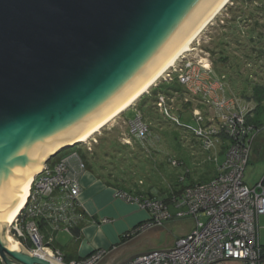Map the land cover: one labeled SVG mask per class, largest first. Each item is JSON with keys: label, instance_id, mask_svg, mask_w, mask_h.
Here are the masks:
<instances>
[{"label": "water", "instance_id": "water-1", "mask_svg": "<svg viewBox=\"0 0 264 264\" xmlns=\"http://www.w3.org/2000/svg\"><path fill=\"white\" fill-rule=\"evenodd\" d=\"M227 1L0 0L1 264H54L7 235L33 176L143 93Z\"/></svg>", "mask_w": 264, "mask_h": 264}, {"label": "built area", "instance_id": "built-area-1", "mask_svg": "<svg viewBox=\"0 0 264 264\" xmlns=\"http://www.w3.org/2000/svg\"><path fill=\"white\" fill-rule=\"evenodd\" d=\"M202 68L210 72V69ZM178 73L182 86L195 95L207 97V104L221 114L207 124L198 113L196 117L200 127L195 136L207 151L217 144L223 145L224 137L228 138L226 158L214 180L185 187L180 194L172 196L170 204L157 198H136L117 192V197L137 203L150 214V220L137 226L126 235L127 238L163 227L166 222L175 219L191 218L194 221L192 231L176 240L172 247L140 255L126 264H262L264 179L253 188L244 182L253 143L260 130L247 124L245 116L234 109L235 101L218 97L210 100L216 95H213L214 86L208 79L205 81L203 76L200 78L191 74L187 67L179 69ZM165 99L168 100L161 97L158 105L167 117H171V108L166 105ZM131 133L140 139L148 136V127L140 116L132 122ZM74 160L79 171L73 166ZM50 162L34 178L26 207L10 231L14 232V237L22 246L26 240L32 243L34 247L30 253H45L53 261L40 256L54 264H100L106 254L103 250H96L81 261L67 263L61 251L48 248L38 222L51 219L55 229L70 232L73 223L71 214H74L81 194L79 177L86 169L77 153L60 159L53 167H50ZM172 164L177 166L180 163L173 161Z\"/></svg>", "mask_w": 264, "mask_h": 264}, {"label": "rangeland", "instance_id": "rangeland-1", "mask_svg": "<svg viewBox=\"0 0 264 264\" xmlns=\"http://www.w3.org/2000/svg\"><path fill=\"white\" fill-rule=\"evenodd\" d=\"M192 48V51L180 57L149 93L143 95L114 123L106 126L89 143L63 150L51 160L50 167L60 159L77 153L87 168L101 173L106 180L113 181V176L125 182L128 188L152 192L157 197L193 183L204 184L214 179L218 174L217 164L210 157L216 158L215 151L204 150L201 140L195 136L200 124L194 108H201L205 123L210 122L209 118L212 117L206 114H213L215 109L209 110L208 104L202 107L201 99L184 86H181L183 93L165 99L166 105L172 109L171 117L164 115L158 105L163 95L155 102L148 99L146 107L140 106L141 100L150 96L152 90L161 84L173 83L178 79V70L187 67L191 74L200 78L203 76L205 81L209 80L211 71L213 75H225V88H228L225 95L236 101L237 107L234 106V109L249 112L255 105L244 96L251 95L254 85L264 87V0H232L202 31ZM202 67L210 69V72ZM140 110L146 118L144 124L149 127V134L144 139L131 133V124L138 118ZM218 114L217 110L216 116ZM227 150L228 146L225 145L218 156V163L224 162ZM172 161L180 164L173 166ZM168 226L170 240H176L182 233L189 234L194 222L191 218L175 219ZM7 233L17 240L13 231ZM71 240L70 235L59 234L56 244L65 247ZM261 243L264 246V229L261 230Z\"/></svg>", "mask_w": 264, "mask_h": 264}, {"label": "crops", "instance_id": "crops-1", "mask_svg": "<svg viewBox=\"0 0 264 264\" xmlns=\"http://www.w3.org/2000/svg\"><path fill=\"white\" fill-rule=\"evenodd\" d=\"M212 85L214 86L213 90L215 91L213 95L215 94L216 97L212 96L210 100L214 101L217 97L223 99L225 93V88H223L224 86L219 83ZM221 88L222 91L220 90ZM197 97L201 99L202 107L204 105L207 106V97L201 95H197ZM208 107L209 110L215 109L210 106ZM197 108H194L195 115L196 113H201V108H199V106ZM215 111L217 112L216 109ZM215 111H213V114H210V112L206 114L207 117H209V115L212 116L209 118L210 120L215 118L218 119L219 116H221L220 113L216 116ZM139 113L138 116H140ZM203 119L206 118L203 117ZM206 123L209 124V122ZM223 148L224 145L217 144L211 150L215 151L216 158L212 159V157H210V160H214L217 164V171L224 163H218V156L222 152ZM72 163L74 168L79 171L77 161L74 160ZM111 177L113 181H109V179L106 180L101 173H95L91 169L87 168V166L80 174L79 182L81 194L78 198L74 214H71L73 223L70 232L55 229L52 225L53 221L51 219H43L38 222L46 243H48V248L50 250L61 251L64 255L65 262L71 263L81 261L82 259L90 256L94 251L103 250L106 254L100 264H120L124 260L132 258L136 255H142L160 248H170L174 245L176 240L186 235L185 233H182L178 239L170 240V233H168L169 221L166 222V225L164 224L163 227L151 229L145 233L127 238L126 235L132 232L137 226L150 220V214L146 210H142L137 203L127 202L117 197V192L121 191L136 198H160L164 201L169 199L170 194L167 193L163 196L158 195L157 197V194H153L152 192L144 193L134 188H128L124 184L125 182L122 183V181H118L113 176ZM214 179L212 178V180ZM263 179L264 129L258 134L253 143L249 165L245 172L244 182L248 187L253 188ZM193 184L196 185V183ZM193 184H190L189 186H194ZM59 234L71 236L72 240L69 244H67V246H57L56 237ZM23 242L24 246L28 249L27 251H32L34 247L32 243L29 240ZM48 252L50 253V251ZM229 264L244 263L230 262ZM262 264H264V260Z\"/></svg>", "mask_w": 264, "mask_h": 264}, {"label": "trees", "instance_id": "trees-1", "mask_svg": "<svg viewBox=\"0 0 264 264\" xmlns=\"http://www.w3.org/2000/svg\"><path fill=\"white\" fill-rule=\"evenodd\" d=\"M243 18H244V16H243ZM208 54H209L210 58H212L209 52H208ZM210 62H212V61H210ZM211 65L214 67L213 63H211ZM214 72H215V70H214ZM219 75L220 74H214L213 75V71H211L209 73V78H210L209 83L210 84L219 83V84L224 86L223 88H225L226 84L224 82H225V79L227 77L225 75H222V74H221L222 76H219ZM170 82L161 84L159 87L153 89L152 93L150 94V96H148L147 98L146 97L142 98V100H141L142 105H140V106L146 107L147 105L145 103L147 102L148 99H152L155 102L160 95L161 96L163 95L167 99H171L175 94L183 93V90L181 89L182 85L180 84V82L178 81L177 78L173 81V83H170ZM227 91H228V88H225V93ZM225 93H224V97L223 98L226 99V100H231L230 98H228L225 95ZM228 96H229V94H228ZM244 97L248 101L254 102L255 107L252 108L247 113L241 111L240 108H237V110L236 109L235 110L245 116L247 124L255 127V129H258L261 132L264 129V120H263V115H264V87L261 86V85H258V86L254 85V87H252V90H251V95H247V96L245 95ZM235 107H237L236 101H235ZM140 113H141V116H142L141 119H142L143 123H145V119L146 118H145V115L143 114L142 110H140ZM148 129H149V127H148ZM224 138L225 139H223V145L227 146L228 143H229V140L226 137H224ZM77 146H79V145H76L73 148H76ZM209 151H211V150H209ZM185 187L186 186L182 187L179 190H174L172 194L170 193L169 199H167L165 202L170 204L172 196L180 194L184 190ZM137 198H139V197H137Z\"/></svg>", "mask_w": 264, "mask_h": 264}, {"label": "bare ground", "instance_id": "bare-ground-1", "mask_svg": "<svg viewBox=\"0 0 264 264\" xmlns=\"http://www.w3.org/2000/svg\"><path fill=\"white\" fill-rule=\"evenodd\" d=\"M232 0H228L224 5L223 7L216 13V15L209 21V23L199 32V34L193 39V41L191 42V44L189 45V51L187 52H183L180 57L182 55H184L185 53H188L190 51H192L191 49L194 42L199 38V35H201L202 31H204V29L206 27H208L214 20L215 18L219 15V13L226 7V5H228L229 3H231ZM180 57L164 72L162 73L143 93H141L137 98H135L128 106H126L124 109H122L120 112H118L115 116H113L110 120H108L105 124H103L101 127H99L97 130H95L94 132H92L89 136H87V138L82 142L84 144H87L89 143V141H91L98 133H100L106 126L112 124L115 122V120L120 116L122 115L123 113H125L128 109H130L132 106H134L138 100L140 99V97L142 95H145L147 93H149V90L156 84L158 83V81L161 79V77H163L172 67L175 66L176 62L180 59ZM155 87V86H154ZM81 143V142H79ZM75 144V143H74ZM44 168H42L43 170ZM38 175V174H37ZM37 175H34L33 176V180L34 178L37 176ZM33 183V181H32ZM31 183V184H32ZM30 188H31V185H30ZM29 194H30V190H29ZM29 197V196H28ZM28 197H27V200L26 202L24 203V205L21 206V208L18 210V212L16 213V215L14 216V218L12 219L11 223L9 224L8 226V230L7 232H9L11 226L14 224V222L17 220V218L21 215L22 211L24 210V208L26 207V204H27V201H28ZM8 237L12 240V241H15V242H19L18 240L14 239L9 233H7ZM20 243V242H19ZM21 244V243H20ZM46 253H49L48 251ZM39 255H43L45 258L47 259H50L49 256L45 253H39ZM51 261H53L52 259H50Z\"/></svg>", "mask_w": 264, "mask_h": 264}]
</instances>
